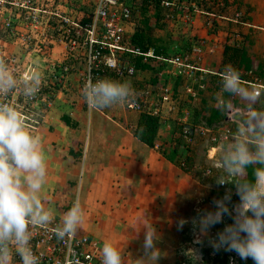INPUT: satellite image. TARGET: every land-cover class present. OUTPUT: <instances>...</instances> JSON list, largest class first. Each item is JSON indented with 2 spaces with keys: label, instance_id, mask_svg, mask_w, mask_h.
I'll use <instances>...</instances> for the list:
<instances>
[{
  "label": "crops",
  "instance_id": "crops-1",
  "mask_svg": "<svg viewBox=\"0 0 264 264\" xmlns=\"http://www.w3.org/2000/svg\"><path fill=\"white\" fill-rule=\"evenodd\" d=\"M197 1L194 22L182 27L185 36L178 47L182 52L189 51L194 43L204 44V56L197 64L210 73L203 75L204 84L207 75L221 74L223 49L228 44L223 36L229 29L240 24L241 29L254 37L252 30L264 25V0H229L246 8V21L239 24L203 7L209 0ZM188 9L183 5L182 10ZM211 21L215 24L213 28L209 27ZM249 48H252L250 58L258 59L256 67L263 57H258L254 45ZM148 49L156 54L155 48L149 46ZM140 64L145 68L135 66L136 78L153 88V82L163 75L154 72L151 63ZM151 76H154L152 80ZM41 109L35 135L40 138L46 157L47 176L40 198L45 207L52 210L54 219L62 220L78 199L84 220L77 234L94 238L101 247L111 242L119 247L124 257L140 254L143 234L135 238L146 223L156 227L159 242L173 237L177 222L194 204L198 186V182L175 162L177 158L181 160L171 141L175 124L170 129L166 126L169 122L159 123V134L154 147L150 148L133 136L140 113L125 117L109 108L84 111L79 105H61L56 100ZM55 186L57 189L53 190Z\"/></svg>",
  "mask_w": 264,
  "mask_h": 264
},
{
  "label": "clouds",
  "instance_id": "clouds-1",
  "mask_svg": "<svg viewBox=\"0 0 264 264\" xmlns=\"http://www.w3.org/2000/svg\"><path fill=\"white\" fill-rule=\"evenodd\" d=\"M40 84L38 73L20 80L0 58V264H13L14 256L19 257L20 264H40V257L31 246V229L48 225L54 219L52 210L46 208L40 198L47 176L41 140L29 130L21 112L3 100L13 91L32 99ZM225 93L227 96L223 95ZM82 94L86 104L94 110L134 100V91L127 81L108 78L88 80ZM233 97L249 106L248 115L238 123L231 142L222 146L220 174L213 182L219 186L232 185L239 202L230 207L232 191L229 189L223 198L213 200V209L198 211L192 225L194 230L198 229L199 236L207 237L213 226L223 223L225 216L231 217L233 222L209 241L214 251L235 252L242 260L264 264V111L252 107L260 100L256 89L245 87L239 70L226 65L221 75V111H231ZM249 168L252 169L251 179L247 178ZM228 177L233 178L231 184ZM83 220L84 211L77 199L55 227L56 238L64 241L75 237ZM187 223L180 219L177 229L182 230ZM141 233L140 254L132 256L131 264H159L156 227L146 223L135 239H139ZM199 236L197 243L201 242ZM189 253H192L191 259H198L194 251ZM67 264H78V261L69 259ZM101 264H126V261L119 247L105 242L101 248Z\"/></svg>",
  "mask_w": 264,
  "mask_h": 264
},
{
  "label": "built area",
  "instance_id": "built-area-1",
  "mask_svg": "<svg viewBox=\"0 0 264 264\" xmlns=\"http://www.w3.org/2000/svg\"><path fill=\"white\" fill-rule=\"evenodd\" d=\"M59 1L0 0V9L8 8L25 19L26 29L20 39L27 48L32 44L42 45L47 37L49 45H62L69 50L65 52L61 60H50L49 77L44 81L41 76L43 79H41L40 89L34 98L26 99L19 91H13L3 98L4 102L21 112L29 130H35L39 126L37 118L40 115L34 111L39 110L43 105L50 106L61 88L69 82L72 66L79 55L77 50H81L80 59L86 65L82 77V90L88 80L95 82L97 79L105 78L108 73H112L118 79L135 76V65L125 58L134 56L141 58L143 63L157 61L178 67L183 77L188 80L183 88L186 100L188 102L197 100L199 92L205 87L203 75L210 74L197 65L206 49L203 43H195L187 53L167 58L156 55L150 49L143 51L139 47H132L127 41L133 14L139 12L144 2L154 5L155 0H78L82 4L86 1L90 4V11L82 22L75 21V18L65 13H59L55 7ZM178 1L160 0L159 3L164 9L182 10L183 6H179ZM46 16H48L47 20ZM170 17V14L166 16V18ZM238 17L239 15L236 14L235 21ZM52 18L57 19V23L60 24L58 29H53L50 23ZM7 26L9 27L10 24L8 23ZM9 30L13 33V29ZM49 30L51 32L48 36ZM33 73L34 71H31L17 77L24 80L31 77ZM216 75L221 78L222 74ZM241 81L243 85L256 88L258 94L264 89L256 81L253 83ZM154 91L152 88H145L139 95L134 96L133 102L125 104L126 109L156 117L159 123L163 124L167 122V117L174 114L173 120L178 128L173 137L174 148L182 149L186 155L180 162V168L189 169L186 159L200 143L205 144L206 158L209 161H216L219 147L233 138V128L230 123L237 120L231 118L228 119L229 123L212 128L206 127L201 123L193 122L187 109L180 111L174 106L173 91L167 86L156 88L155 92L159 97L157 104L151 102ZM86 107L91 110L87 104ZM196 167L194 165L193 169ZM212 174L211 168L203 169L205 177H211ZM60 222L59 219H53V222L48 225H37L31 229V246L35 254L40 257V264H67L69 259L77 260L78 264H101L102 247L94 238L77 233L75 237L64 241L56 238L54 229ZM13 262L20 264L19 257L14 256Z\"/></svg>",
  "mask_w": 264,
  "mask_h": 264
},
{
  "label": "rangeland",
  "instance_id": "rangeland-1",
  "mask_svg": "<svg viewBox=\"0 0 264 264\" xmlns=\"http://www.w3.org/2000/svg\"><path fill=\"white\" fill-rule=\"evenodd\" d=\"M198 3L199 2L197 0H179V6H188L189 9L187 11L171 8L167 10L165 9L164 12H159V10H156V7L153 5V3L144 2L141 5L139 12H135L133 14V21L128 29L129 36H127V41L132 45V47H138L132 42V37H134V35H139L140 37L149 41L151 43V47L160 50L161 54L169 55V58L182 55V52L187 53V49L179 52L181 51V48L178 47V45H181L180 43H182L185 36L184 29H182V27L188 24V22H194L193 17L197 13L196 11L198 9ZM89 6V2L86 1L82 4L78 0H60L55 4V7L59 13H65L71 18H75V21L79 22H82L86 19V15H88V11H90ZM203 7H208L210 12L232 18V20H235V15L238 14L239 17L236 20L237 22H234L236 24H239L243 21L245 22L247 18L246 8L243 4L238 2H229V0H209ZM169 14L171 17L166 18V16ZM47 19L48 16H46V20ZM209 19L211 20L214 18ZM8 23L10 24L9 27L7 26ZM50 23L53 29H58V27H60V24L57 23V19L55 18H52ZM214 25L215 24H212L211 21L209 27L213 28ZM239 25H236L235 29H229L226 36L224 35L223 37L227 39L228 43L233 40L239 41V43L245 41L246 45H248L246 48L250 55H252V48L249 47L254 45L258 57H263L260 61H264V30H262L264 29V25L252 30L254 32V37L246 30L241 29L242 27ZM9 29H13V33H11ZM25 29V19L22 16H19L14 11H10L8 8L0 9V58H3L6 61V63L16 75H23L27 72L34 71V73H38L40 76H43L44 81H46L49 77V66L51 65L50 60H61L65 55V52H69V50L62 45H49L47 37L45 38V41L42 45L32 44L27 48L24 42L20 39ZM173 30L175 34H173ZM214 31L216 32L217 30L214 29ZM50 32L51 30L47 32L48 36ZM193 42L196 41L194 40ZM76 52L79 55L72 66L69 82L63 88H61L60 92L53 99V101L56 100L61 105H79L84 111H88L82 94V77L85 73L86 65L80 59L81 50H77ZM125 58L129 63L134 64V61L138 57L126 56ZM12 59L14 60L12 61ZM251 59L254 61L253 67H255V61L258 59H256L255 56H252ZM148 63L154 65V72L163 75H159L158 79L155 78L157 80L153 82L152 89L156 91L157 87L163 86H167L169 89H171L174 94V106L180 111L187 109L193 121L196 122L199 119H206L209 117L212 110H220L219 99L221 97V78H219L216 74L207 75V78L204 81L205 87L199 92L197 100L188 102L183 94V88L188 83V80L183 77L182 71L178 69V67L169 64H163L157 61H149ZM224 69L225 67L220 68L219 73L222 74ZM152 77L154 76H151V80ZM245 77L247 81L252 82L254 79H256V83L261 85L264 84V73L262 76H256L254 73H251ZM105 78L117 81H127L134 91V96L139 95L145 88H151L147 82L138 80L136 76L118 79L112 73H108ZM173 78H176V80ZM171 79L174 81H169ZM244 86L253 88L246 85ZM263 92L264 90H260V100L255 105H252L254 110L264 111ZM223 95L227 96L226 93ZM231 101L233 107L231 108V111L225 112V119L227 120V123H229L228 119L231 118L237 120L236 122L230 123L233 130L236 131V127L233 126V123L238 124L243 117L248 115L247 109L249 106L241 101L238 97L231 98ZM151 102L154 104L159 103V97L156 95V92L152 96ZM109 109L118 114H123L125 117L133 114L135 115V113H137L126 109L125 104L114 105ZM39 111H42V109L40 108L34 112L39 115ZM170 116L174 117V114H171ZM167 119V122H169L167 125L170 129H173V124H175V122L172 120L173 118L167 117ZM37 120L39 121L40 125L41 118L39 117ZM177 130L178 128L176 127L174 134L177 132ZM30 131L33 134L37 132L36 129ZM234 134L235 133H233V137ZM173 137L171 138V141H173ZM232 139L233 138H231L229 142H231ZM204 146V143L198 144L190 152V156L187 157L190 158V160L186 161L189 169L185 171L189 173L196 182H198L196 194L194 195V204L189 206L184 211V217L182 218L187 220L188 223L184 225L182 230H178L176 225L174 227L173 237L168 238L166 241L159 242L158 247L161 257L159 264H218L213 260L214 249L209 243L210 240H214L216 238L217 233L219 232L217 228L218 224L209 230L207 237H204L199 236L198 229H193L192 220L193 218L197 217L198 211L213 209L214 206L212 202L214 199H217V195L219 193L226 194V192L231 189L232 196L235 199L232 206L239 202V197L235 194V188H230L232 185H224L221 187L213 182L215 180L214 178L220 174L219 155L223 145L219 147L216 161H209L206 158V154H204ZM175 149L179 159H181L178 160L177 158L175 162L180 168V162L184 158L185 152L177 147H175ZM216 164L218 165L216 166ZM194 165L197 166L195 169H193ZM206 168H211L213 170L211 177H205L203 175V169ZM227 179L229 184L233 182L232 177H228ZM54 188L57 189L56 186L53 187V190ZM198 236L201 241L200 243L196 242ZM190 251H194L198 259L195 261L191 259L189 257L192 256V253H189ZM135 256L137 255L135 254ZM125 261L126 264H131L132 256H126ZM241 261L245 260H242L235 252H230L228 259L224 264H241Z\"/></svg>",
  "mask_w": 264,
  "mask_h": 264
},
{
  "label": "trees",
  "instance_id": "trees-1",
  "mask_svg": "<svg viewBox=\"0 0 264 264\" xmlns=\"http://www.w3.org/2000/svg\"><path fill=\"white\" fill-rule=\"evenodd\" d=\"M160 0H155L154 6L156 7V10H159V12H164L165 10L160 6ZM241 23H245L244 21ZM132 42L138 46L141 50L147 51L148 47L150 46V42L146 39L140 37L139 35H134L132 37ZM248 44V43H247ZM246 42L243 41L242 43H239V41H231L227 45H225L223 49L222 54V62L220 68L225 67L226 65H231L232 67L236 68L240 72L241 80L246 81L245 79L246 75L254 73L256 76H262L264 71V61H260L256 67H253V61L251 60L249 53L247 51ZM156 54H161L160 50L155 48ZM142 62L141 58H137L134 63L135 66L138 68H145V65H141ZM264 87V84L262 85ZM264 90V89H262ZM264 93V92H263ZM225 112L221 110H212L209 117L206 119H199L198 121H193L195 123H201L205 125L206 127L212 128L216 127L218 125H223L227 123V120L225 119ZM233 126L237 129L238 124L233 123ZM160 124L159 120L156 117L146 115V114H140L138 123L133 130V136L135 139H137L142 144L152 148L154 147L155 139L157 138L159 134ZM233 133H235V130H233ZM225 145V144H223ZM204 154H206V149L204 150ZM190 158H187L186 161H189ZM182 171L186 172L184 169L181 168ZM187 173V172H186ZM252 169H248V179H251ZM217 177V176H216ZM216 177L214 179H216ZM231 186L230 188H232ZM225 196V193H219L217 195V199L223 198ZM234 197L232 196L231 204L234 203ZM233 221L231 217L225 216L224 221L221 224L217 225V228L220 231L223 230L224 226L227 224H231ZM214 261L218 264H224L229 256L230 252H226L223 249L220 251H214ZM233 253V252H232ZM241 264H253V261L251 259L246 261H241Z\"/></svg>",
  "mask_w": 264,
  "mask_h": 264
}]
</instances>
